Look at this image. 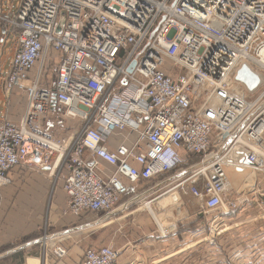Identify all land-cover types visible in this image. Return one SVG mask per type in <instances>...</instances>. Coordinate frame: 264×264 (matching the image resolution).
Segmentation results:
<instances>
[{"label": "built area", "instance_id": "built-area-1", "mask_svg": "<svg viewBox=\"0 0 264 264\" xmlns=\"http://www.w3.org/2000/svg\"><path fill=\"white\" fill-rule=\"evenodd\" d=\"M4 8L0 29L17 44L4 89H18L25 108L17 124L0 123V188L18 166L46 174L62 183L68 214L106 222L139 201L158 238L177 220L154 204L187 197L206 216L248 194L264 200V0H20L12 17ZM243 67L260 79L250 90L236 80ZM55 110L80 130L55 138L45 127ZM246 170L252 189L235 191L229 172ZM128 184L144 189L125 200ZM53 240L44 232L41 252ZM82 253L79 264L119 256ZM52 254L68 255L55 244Z\"/></svg>", "mask_w": 264, "mask_h": 264}, {"label": "crops", "instance_id": "crops-1", "mask_svg": "<svg viewBox=\"0 0 264 264\" xmlns=\"http://www.w3.org/2000/svg\"><path fill=\"white\" fill-rule=\"evenodd\" d=\"M0 33L5 35V39L0 37V55L7 46L8 54L11 53L8 67L5 69L0 65V123L6 120L17 124L24 114L25 99L18 89L6 94L3 81L17 44L12 38L7 39L8 34L1 29ZM49 115L47 119L51 122L46 119L45 127L56 134L54 126L56 121H61V114L51 111ZM59 127L67 126L62 120ZM115 139L120 143L122 136ZM9 176L11 185L0 188V264H24L27 259V264H79L83 250L79 257L69 252L75 243L71 235L75 234L71 233L74 229L69 230L72 219L68 215L58 218L65 209L64 191L55 187L54 179L46 174L28 171L21 166L13 168ZM229 176L233 181L238 174L231 171ZM260 200L262 204L253 196L252 206H261L262 211H257L258 207L254 212L242 209L244 204L249 205L247 200L238 212H217L206 216L199 215L194 200H183L174 205L154 204L152 207L157 216L164 220H177L174 231L164 238L153 234L155 223L143 207L128 206L126 210L117 207L110 217L126 220L121 221L119 228L126 232L124 242L128 240L115 248L119 254L117 264H264V200ZM15 222L23 224V227L11 230ZM85 227L88 225L77 228L78 232L83 234ZM58 228H61V233H58ZM209 228L215 231L208 233ZM44 232L56 238L47 246L45 253L41 252L38 243ZM53 244L65 248L68 255L57 260L52 254Z\"/></svg>", "mask_w": 264, "mask_h": 264}, {"label": "rangeland", "instance_id": "rangeland-1", "mask_svg": "<svg viewBox=\"0 0 264 264\" xmlns=\"http://www.w3.org/2000/svg\"><path fill=\"white\" fill-rule=\"evenodd\" d=\"M4 1L6 3V8L3 9V16L12 17L13 13L15 12V10L17 8V4L20 0H8V1H10V4L8 1H6V0H4ZM0 37H2V39H5V35H2L1 33H0ZM12 37H13V34H11V38ZM7 48H8V46L5 48L3 54L0 55V65H2V67H4L5 69L8 67L7 61L9 60L10 54H11V53L8 54L9 50H7ZM52 75H53V73H52ZM56 114L58 115V111H56ZM47 120L50 121V119H47ZM62 120H63V123L67 127H59V125L62 123ZM52 122H53V120H52ZM59 122H61V123L59 124ZM54 127H56V129H57V130H55L56 134H55V132H53V136L55 138L66 137L68 135L76 134V132H78L81 128L80 122L78 120H76V119H75V121L74 120H68V119L62 117V115H61V121L60 120L56 121V126H54ZM255 175L256 174L254 173L253 170H246L245 174L238 175L237 179L232 181L233 189L235 191H237L238 189H240L242 191V190H244L243 186H248V185L251 186L252 185V187H253L252 183L254 182V179L256 177ZM53 184H55V187L57 186L58 189L61 190L62 183L56 181L55 183L53 182ZM53 184L51 187L52 189H53ZM154 184H155L154 182H151L149 185L152 186ZM127 186L131 189V191H130V194L127 195L125 200L132 198L135 194H138L139 192H141V189H144V188H142L143 187L142 184H128ZM56 191H57V189H56ZM253 196L258 198L259 204H262V200H260L262 198H260L258 195L254 194V193L248 194L247 200H248L249 205L244 206V205H247V204H244L242 206V209L246 208V209L254 212L257 210L256 208L258 207L259 209L257 211H262L261 206H256V208H255V206H252L253 205V203H252L253 202ZM183 199L187 200L188 198L183 197ZM147 200H149V199H147ZM249 201L251 203H249ZM138 202L139 201L133 202L132 204H134L133 205L134 207H132V208H139L142 205ZM238 205H237V208L232 212H234V213L238 212V209H240L241 204L238 203ZM250 208H252V209H250ZM222 212L223 211L219 212V214ZM65 215L70 216V218L72 219L73 223L70 225L71 227H69V230L74 229L71 231V233L72 232L75 233L74 235L70 233L72 236H74L73 241L75 242L71 246V248L69 249V252H70V254H72V256L74 254V255H77V257H79L81 254V250L84 251L87 248H97V247H110L111 248L112 247L115 249V248L123 245V243H125V242L127 243V241H128V240H126L124 242V239H125L124 234L126 232L123 229L119 228L120 224L122 223L121 221L125 222L126 221L125 219H120L116 216L115 218L110 217V219L107 220V222H106V221H103V219H100L97 215H89V214L76 218V217H73L72 215H70L66 212V206H65V209H62L61 214L59 213V215H58L59 220L61 217L65 216ZM107 224H108L107 227H104L102 229L100 228L102 225H107ZM87 225H88V227H85L86 231H84L83 234H80V232H78L77 228H79L80 226H87ZM18 227H23V224L16 223V222L12 223L10 229L15 230V228H18ZM61 232H62L61 228L60 229L58 228V233H61Z\"/></svg>", "mask_w": 264, "mask_h": 264}, {"label": "water", "instance_id": "water-1", "mask_svg": "<svg viewBox=\"0 0 264 264\" xmlns=\"http://www.w3.org/2000/svg\"><path fill=\"white\" fill-rule=\"evenodd\" d=\"M134 66V63L131 65V67L128 69V71H131V68ZM238 75L236 77V80L241 81L244 83L247 87V89H252L259 83V79L257 75L254 73H251L246 67H243L241 70H239ZM56 101H55V95H53L51 100V106L55 107Z\"/></svg>", "mask_w": 264, "mask_h": 264}, {"label": "bare ground", "instance_id": "bare-ground-1", "mask_svg": "<svg viewBox=\"0 0 264 264\" xmlns=\"http://www.w3.org/2000/svg\"><path fill=\"white\" fill-rule=\"evenodd\" d=\"M258 79H259V77H258ZM259 81H260V79H259ZM251 187H252V185L251 186L248 185V188L247 189H251Z\"/></svg>", "mask_w": 264, "mask_h": 264}]
</instances>
